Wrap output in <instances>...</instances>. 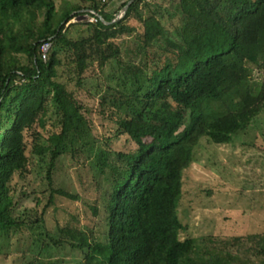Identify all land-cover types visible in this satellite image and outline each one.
Listing matches in <instances>:
<instances>
[{"label":"trees","instance_id":"1","mask_svg":"<svg viewBox=\"0 0 264 264\" xmlns=\"http://www.w3.org/2000/svg\"><path fill=\"white\" fill-rule=\"evenodd\" d=\"M82 3L57 10L54 0H0V239L45 223L44 197L28 207L32 194L15 184L30 175L32 155L50 159L48 203L56 193L75 199L53 189L52 171L68 148L91 139L88 110L70 85L77 79L81 89L97 64L107 142L125 137L131 148L96 154L107 184L90 207L100 233L61 229L54 246L80 251L77 264H264V233L182 240L179 215L200 142L232 145L263 127L264 74L254 72H264V0L165 1L170 10L154 0ZM81 11L101 19L83 22L88 35L74 40L69 29L80 23L67 25ZM39 127L28 156L26 134Z\"/></svg>","mask_w":264,"mask_h":264},{"label":"rangeland","instance_id":"2","mask_svg":"<svg viewBox=\"0 0 264 264\" xmlns=\"http://www.w3.org/2000/svg\"><path fill=\"white\" fill-rule=\"evenodd\" d=\"M54 1L57 10L83 4L82 0ZM165 1L169 0H154L169 8ZM76 22L80 24L69 29V36L74 40L87 37V27L82 23L88 20L82 11L67 26ZM98 72L95 64L83 76L81 89L74 86L77 79L70 85L79 102L88 110L85 116L92 126L91 139L68 148L52 171L53 189L75 199L56 193L54 202L48 203L50 190L46 172L50 159L47 157L43 162L32 155L28 165L30 175L26 181L15 178V184L20 190L32 194L31 199L24 202L28 207H34L32 198L44 197L41 208H46H39L38 212L43 213L45 223L24 237L13 234L3 236L0 239V255L4 261L1 264H77L83 259L80 251L66 241L54 246V241L66 236L60 230L80 228L86 233H100L99 218L93 216L90 207L102 197V189L107 184L106 176L97 169L96 154L99 149L126 151L131 145L125 137L107 142L109 128L104 126L106 123L98 113L100 97L106 91L102 83L106 80ZM262 75V72H254L256 78H262ZM261 123L263 127L251 130L232 145H216L207 139L200 142L194 163L185 171L183 179L184 197L179 206V215L186 231L181 233L182 240L204 236L223 239L264 233V149H260L264 148V136L257 131L264 129V118ZM34 131L26 134L28 156H31L30 146L35 137L44 133L40 127L36 129L38 134ZM43 243H49L50 247L43 249Z\"/></svg>","mask_w":264,"mask_h":264},{"label":"built area","instance_id":"3","mask_svg":"<svg viewBox=\"0 0 264 264\" xmlns=\"http://www.w3.org/2000/svg\"><path fill=\"white\" fill-rule=\"evenodd\" d=\"M84 15H85L86 19L88 20V22H91V23H97L98 20L101 19V17L97 13H95L93 11H88ZM49 46L50 45L48 43H46L42 47V53H43L42 57H43L44 60H46V58H47V51H48ZM263 74H264V72H263Z\"/></svg>","mask_w":264,"mask_h":264},{"label":"water","instance_id":"4","mask_svg":"<svg viewBox=\"0 0 264 264\" xmlns=\"http://www.w3.org/2000/svg\"><path fill=\"white\" fill-rule=\"evenodd\" d=\"M130 3L124 8V10L121 12V15L120 16L118 15L116 20H119V19H121L123 17V15L126 13V11L128 9V6L130 5ZM116 20H114L113 22H115ZM103 22L106 23L105 21H103ZM106 24H108V23H106Z\"/></svg>","mask_w":264,"mask_h":264}]
</instances>
